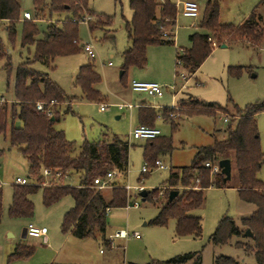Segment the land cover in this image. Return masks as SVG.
I'll list each match as a JSON object with an SVG mask.
<instances>
[{"label": "rangeland", "instance_id": "374dc122", "mask_svg": "<svg viewBox=\"0 0 264 264\" xmlns=\"http://www.w3.org/2000/svg\"><path fill=\"white\" fill-rule=\"evenodd\" d=\"M21 14L25 11L32 13L36 20L40 35L47 30L49 23H58L65 14L50 12L49 0L35 9L33 0H19ZM164 1V0H160ZM177 3L179 0H172ZM203 9L207 0H196ZM262 0H219L220 21L223 23L240 24ZM88 6L94 14L85 13L79 18L80 45L90 42L95 50V58L89 57L85 51L71 55L59 56L51 65L36 62L34 68L48 73L69 96H77L71 107L62 103L61 119L56 127L63 129L66 137L75 141L78 150L86 140L113 138L115 135L129 144V166L126 171H117L113 179L122 185L141 186L147 190V200H142L139 190L132 189L130 201L137 200V207H114L107 214V234H115L126 230L130 237L115 238L112 248L105 242L101 232L94 236L79 239L72 234H65L61 229L64 213L74 206L71 196L62 198L59 202L46 206L42 201V191L31 195L35 204V212L31 218H12L9 207L12 202V188L18 176H28V162L17 147L8 145V137H0V182L3 188L4 213L0 221V264H149L152 260L165 261L179 253L201 251L203 264H213L218 255L237 257L246 264H256L253 254L237 246L238 241L253 244L251 237L233 236L228 243L215 245L209 242V237L216 229L223 216L233 217L238 224L241 218L250 216L256 205L242 200L237 189L231 187L235 181L237 170L232 163L230 187H210L205 191L204 204L190 212L201 217L202 233L200 236H177L175 219L171 218L167 225L151 224L160 211L158 198L163 200L170 170L190 165L198 148L211 145L215 135L225 136V128L231 121L238 108H245L250 103L264 100V42L259 49L237 42L226 47L216 44L212 54L202 63L200 68L187 81L177 72L185 71L176 63V53L183 48H189V35L202 30L197 26V18L183 16L178 8V25L175 44L151 45L148 48V65L144 69L131 67L121 79L123 57L122 53L129 47L128 33L125 28L126 20L132 16L129 0H89ZM264 13V6L260 8ZM96 14L112 16V23L104 28L90 30L89 24L98 21ZM21 15V18H22ZM60 19V20H59ZM102 21H106L104 18ZM24 19L17 25L15 40L12 42L6 29L7 23L0 24V37L4 48L11 56L12 69L10 73L4 68L5 60H0V100H15V74L18 65L32 58L35 53L33 46H22ZM105 35H114V39H106ZM216 42V41H215ZM217 43V42H216ZM84 49V47H83ZM112 62V65H109ZM86 63H94L96 71L101 75L97 88L104 96V103L110 104L105 111L100 110V103L82 99V90L75 85V76L79 67ZM230 66H246L240 76H232ZM154 81L168 87L162 97H152L146 93H137L131 89L132 80ZM174 83L185 88L173 100L170 86ZM191 94V96H189ZM193 95V96H192ZM187 102L197 97L206 102H216L226 111L216 115L208 113H193L186 115V107L177 103L182 97ZM147 104H158L170 110V118L178 123L177 128L170 120L163 118L161 113L155 121V127L161 131V137H170L173 148L171 151L159 150L157 158L166 169L153 167L144 159L146 139H136L131 132L138 125V108L132 110L118 108L119 104H136L141 101ZM61 106V105H60ZM164 106V107H163ZM190 106V105H189ZM53 111L59 105H52ZM69 108V109H68ZM68 109V111H65ZM261 147L264 151V111L257 115ZM77 150V151H78ZM149 172H143L144 166ZM264 181V165L259 172ZM71 181V180H70ZM104 192H109V189ZM128 192V191H127ZM151 192V193H150ZM130 197V196H129ZM29 223L38 227L45 226L49 230L48 240L42 237H23V229ZM140 234L141 238L134 234ZM27 244L35 247L28 257H12L11 253L17 245ZM186 264H191L188 262Z\"/></svg>", "mask_w": 264, "mask_h": 264}, {"label": "trees", "instance_id": "16d2710c", "mask_svg": "<svg viewBox=\"0 0 264 264\" xmlns=\"http://www.w3.org/2000/svg\"><path fill=\"white\" fill-rule=\"evenodd\" d=\"M35 9L39 10L46 0H33ZM89 0H50L51 13L65 14L58 23L48 24L42 37L37 24L25 20L21 45L34 46L32 58L21 62L15 74V100L0 103V137H8V145L17 147L28 162L30 184H13L12 202L9 215L12 218H31L35 212V204L31 195L42 191V201L51 206L66 196H71L74 206L63 216L61 229L65 234L71 233L78 238L94 236L101 232L105 242L111 247V241L106 238L107 210L114 207H124L128 196L125 187L114 186L109 195L96 188L94 180L103 177L108 171H126L129 166V144L118 136L112 139L86 140L79 147L75 141L67 139L65 132L56 127L59 112L51 114L38 110V101L70 104L76 97L68 96L66 92L49 76V74L34 68L36 62L51 65L56 57L71 55L82 50L79 38L80 19L85 13L94 14L88 6ZM264 3V0H263ZM132 16L126 20L125 28L130 40V46L123 52L121 79L131 67L144 69L148 65L147 51L151 45L175 44L174 26L176 25L177 9L171 1L129 0ZM256 7L244 21L238 25L220 21L219 0H208L203 8L198 27L201 32L189 35L191 46L176 53V63L181 65L186 77H191L212 54L216 41L219 45L243 43L254 49L261 48L264 42V13ZM98 21L89 24L91 31L104 25H111L112 16L96 14ZM106 21H102L101 19ZM21 19L19 0H0V20H7V31L10 40H15L16 25ZM169 36H164V33ZM107 39H114L110 36ZM0 60H5L4 68L10 73L12 69L11 56L4 48L0 37ZM180 61V62H179ZM246 66H230L229 74L240 76ZM179 72H177L178 74ZM101 75L95 70L93 63L82 65L75 83L81 88L83 97L88 101L102 102L103 94L96 85L100 83ZM180 107H186V115L193 113H208L216 115L227 112V107L216 102H206L192 97L190 102L180 98ZM190 105V106H189ZM174 108H164L162 115L177 128L178 123L170 118ZM264 111V100L250 103L245 108H238L225 128V136L215 135L211 145L198 148L190 165L171 169L169 177L163 186L166 187L164 199L158 198L159 214L150 223L165 226L171 218L176 220L177 236H200L202 233L201 217L190 212L201 207L205 201V191L210 187L225 188L229 180H225L222 169L212 174L206 162H219L230 159L235 164L242 200L256 205V210L248 217L241 218L240 224L233 217L223 216L216 229L209 237V242L215 245L228 243L233 236H244L246 229L253 233V244L238 241L237 246L247 254H253L256 264H264V181L259 172L264 165V151L261 147L257 115ZM158 112L153 107H141L139 122L142 125L155 126ZM54 117V119H52ZM144 146V159L154 165L159 150L171 151L172 139L157 136ZM78 150V151H77ZM3 150L0 149V155ZM44 168L52 172H60L59 178H52L49 184H44L46 177ZM71 180V181H70ZM179 190V194L169 200L170 192ZM151 193V192H150ZM147 199H150L146 198ZM3 188L0 187V221L4 213ZM35 247L19 244L11 253L12 257H28ZM203 264L201 251L179 253L165 261L152 260L149 264ZM213 264H246L237 257L218 255Z\"/></svg>", "mask_w": 264, "mask_h": 264}, {"label": "built area", "instance_id": "2783aa9c", "mask_svg": "<svg viewBox=\"0 0 264 264\" xmlns=\"http://www.w3.org/2000/svg\"><path fill=\"white\" fill-rule=\"evenodd\" d=\"M177 7L180 8V10L184 16L195 18V19L200 16V6L197 3V1H195V0H179L177 2ZM24 17L27 19H31L32 14L30 12H25ZM164 36L168 37L169 33L165 32ZM213 44L216 45L217 43L214 41ZM83 47H84V51L89 55V57L95 58V56H96L95 50H94L93 45L90 42L83 43ZM111 63L112 62H109V64H111ZM177 75H180L185 81H187L190 78V77H186L184 72H182L180 74L178 73ZM185 84L186 83H183L180 88L177 87L176 83H174L173 85L170 86L173 100L176 99L177 94L179 92H181L183 88H185ZM131 88H132V90H134L136 92L146 93L147 95L152 96V97H162L164 92L166 91V88H168V87H165V86L161 85L160 83L154 82V81H142V80L133 79L131 82ZM4 101H5V99H1L0 103H2ZM55 104L57 105V102L55 100H51L50 102L38 101L36 103V108L38 110L45 111V112L51 114L53 112L52 105H55ZM126 105L129 107H132V104H126ZM119 106L123 107L125 105L119 104ZM107 107H108V104H103V105H101V110H105ZM170 107L175 108L176 104H174L173 106H170ZM223 120L225 122H228L229 118L224 117ZM160 134H161V131L157 127L147 126V125H142V124L137 125L134 128V130L131 132V135L136 139H153V138H156L157 136H159ZM0 163H1V161H0ZM206 166L211 169L212 174H217L221 171V167L219 165V162H215V163L206 162ZM153 167H160L162 169L168 168V166L164 165L163 162L159 159H157L155 161ZM142 171L144 173L148 172L149 168L145 165L143 167ZM43 174L47 178L46 181L44 182V184H49L50 179L59 178L61 175L60 172H57L54 175L52 170L49 168H44ZM116 175H117V171L111 170V171H108L105 176H103V177L99 176V177L95 178L94 184H95L96 188L99 190L105 189L106 187H108L111 184V181L113 180V178ZM15 183L21 184V185H27V184L31 183V180H30L29 176H27V177L18 176L15 179ZM0 187H2L1 182H0ZM131 189L141 190L142 187L141 186L133 187L131 185H128L127 190H131ZM131 203H128V207L130 206ZM132 205L137 207V206H139V203L137 200H134ZM107 211H109V209ZM47 232H48L47 227H45V226L38 227V226L34 225L33 223H29L26 227V234H27V236H31V237L46 236ZM114 236L120 237V238H128V237H130V234L126 230H120V231L116 232L114 234ZM135 236L140 237L139 234H135Z\"/></svg>", "mask_w": 264, "mask_h": 264}, {"label": "crops", "instance_id": "0c3cea01", "mask_svg": "<svg viewBox=\"0 0 264 264\" xmlns=\"http://www.w3.org/2000/svg\"><path fill=\"white\" fill-rule=\"evenodd\" d=\"M50 1V0H49ZM158 2H166V1H171L172 3H174L172 0H164V1H160V0H157ZM196 1V0H195ZM208 1V0H207ZM175 4V6H176V9H177V19H176V25L174 26V34H175V40H176V35H177V25H178V7H177V3H174ZM258 6H264V3H263V0L259 3V4H257L256 5V7H258ZM255 7V8H256ZM254 8V9H255ZM253 9V10H254ZM132 11V10H131ZM25 12H28V11H25ZM24 12V13H25ZM202 12H203V9H201L200 8V16L197 18V21H198V23H199V21H200V19H201V16H202ZM24 13H23V15H22V18L21 19H24V20H31V21H33V22H35L36 23V20H38V19H36L33 15H32V18L31 19H27V18H25L24 17ZM32 14V13H31ZM184 16V15H183ZM185 17H187V16H185ZM248 17V16H247ZM246 17V18H247ZM188 18H190V17H188ZM20 19V20H21ZM244 21V20H243ZM242 21V22H243ZM3 22H6V23H8V21L7 20H0V24H2ZM241 22V23H242ZM50 24V23H49ZM198 26V25H197ZM7 27V26H6ZM109 27V26H108ZM104 28V27H103ZM192 34V33H191ZM43 35H40L39 37H42ZM110 36H114V35H105V38L107 39V38H109ZM223 44H225V43H223ZM164 45H166V44H164ZM222 45V44H221ZM228 45V44H227ZM81 46V45H80ZM129 46H130V40H129ZM34 47V46H33ZM223 47V46H222ZM81 48H82V50L84 51V49H83V46H81ZM149 48V47H148ZM81 50V51H82ZM126 50V49H125ZM124 52V51H123ZM148 52V51H147ZM88 55V54H87ZM122 57H123V53H122ZM86 64H89V63H86ZM94 64V63H93ZM83 65H85V64H83ZM95 65V64H94ZM109 65H112V63L111 64H109ZM82 66V65H81ZM80 66V67H81ZM80 67H79V69H80ZM122 69V68H121ZM96 70V69H95ZM78 72H79V70H78ZM78 72H77V74H78ZM197 72V71H196ZM195 72V73H196ZM123 73H124V71L122 70L121 71V73H120V76H122L123 75ZM194 73V74H195ZM48 74V73H47ZM77 74H76V76H75V80H76V77H77ZM53 80V79H52ZM74 80V81H75ZM53 81H55V80H53ZM56 82V81H55ZM57 83V82H56ZM58 84V83H57ZM59 85V84H58ZM75 85H77L76 83H75ZM60 86V85H59ZM61 87V86H60ZM62 88V87H61ZM96 88H97V85H96ZM98 89V88H97ZM132 89V88H131ZM134 91V90H133ZM134 92H136V91H134ZM137 93H141V92H137ZM69 96V95H68ZM72 96H74V95H72ZM189 96H191V94H189ZM193 96V95H192ZM76 98L70 103V104H68L67 102H64V105H68L69 107H71V105L73 104V102L75 101V100H77V99H79L77 96H75ZM82 99H85L84 97H83V95H81L80 96ZM195 97V96H194ZM180 98H183V96L182 97H180ZM179 98V99H180ZM86 100V99H85ZM100 103V110H101V105H103V104H107V103H104L103 101L102 102H99ZM177 103H178V101H177ZM128 104H132V103H128ZM57 105H59V107L57 108V110H58V112H59V117H60V119H61V107H62V103H58ZM61 105V106H60ZM125 106H123V107H120L119 105H116L118 108H120V109H122V108H125V107H128V109H130V110H132V109H134V108H138L139 110H140V108L141 107H144V106H146V107H153V108H155L156 110H157V112L158 113H161L162 111H161V108H162V106H160V105H158V104H147V103H145V101L143 100V101H141V102H139V103H136V104H132V107H129V106H127L126 104H124ZM177 105V104H176ZM108 106H111L110 104H108ZM164 107V106H163ZM165 107H170V106H165ZM172 108V107H171ZM69 109V108H68ZM68 109H66L65 111H68ZM107 109V108H106ZM105 109V110H106ZM105 110H101V111H105ZM139 110H138V116H139ZM161 115H162V113H161ZM163 116V115H162ZM164 118V117H163ZM60 119H59V121H60ZM165 119V118H164ZM56 124H57V122H56ZM55 124V125H56ZM140 124V122H139V118H138V125ZM58 129H60V128H58ZM63 130V129H62ZM64 131V130H63ZM66 135V134H65ZM161 135V134H160ZM68 139V138H67ZM101 139V138H100ZM110 139H112V138H110ZM99 140V139H98ZM160 160V159H159ZM149 172V171H148ZM147 173V172H146ZM117 176V175H116ZM114 186H119V187H125V189L127 190V186L128 185H122V184H120V183H118L117 181H115V179H113L112 181H111V184L108 186V187H106L105 188V190H107V189H109V192H110V190H111V188H113ZM227 187H230V185L228 184V186ZM227 187H225V188H227ZM231 187H233V188H235V189H237L238 190V188H239V181H238V176H236V178H235V181L233 182V185L231 186ZM128 192H127V196H128V201H127V204H126V206H124V207H128V203H131V201H130V198H131V196H132V194H131V192H132V189L131 190H127ZM140 192L142 191V190H139ZM109 192H105L106 194H108L109 195ZM140 192H139V195H140ZM130 196V197H129ZM141 196V195H140ZM146 200V199H145ZM59 202V201H58ZM129 207H135V206H133L132 204H130V206ZM112 208H110L109 209V211L111 210ZM256 210V209H255ZM109 211H107V214H108V212ZM65 214V213H64ZM64 216V215H63ZM175 227H176V220H175ZM107 232V231H106ZM23 234V233H22ZM48 234H49V230H48V232H47V234H46V236H42V238H43V240H45V241H47L48 240ZM68 234H71V233H68ZM107 234V233H106ZM106 234H105V236H106ZM135 234H138V233H135ZM134 234V235H135ZM73 235V234H72ZM140 235V234H139ZM27 236V235H26ZM76 237V236H75ZM137 237V236H136ZM78 238V237H77ZM106 238H108L110 241H111V243H112V245L114 244V239L115 238H120V237H115L114 236V234H109L108 236H106ZM139 238H141V236L139 237ZM79 239H82V238H79ZM120 239H125V238H120ZM111 245V248L113 247Z\"/></svg>", "mask_w": 264, "mask_h": 264}, {"label": "water", "instance_id": "95a60500", "mask_svg": "<svg viewBox=\"0 0 264 264\" xmlns=\"http://www.w3.org/2000/svg\"><path fill=\"white\" fill-rule=\"evenodd\" d=\"M223 47H226L227 44H222ZM52 119H54V117H52ZM219 165L222 169V173L225 175V180H229L230 176H231V171H232V162L230 159H223L219 161ZM179 194V190L177 189H173L170 192V196H169V200H173L177 195ZM140 195L142 197V200L146 199V195H147V190L144 189L140 192ZM26 228L23 229V237H26ZM246 236L252 237L253 233L251 232L250 229H247L245 232Z\"/></svg>", "mask_w": 264, "mask_h": 264}]
</instances>
